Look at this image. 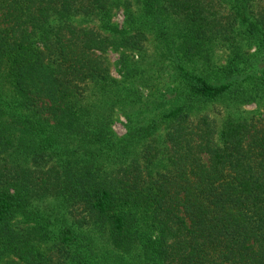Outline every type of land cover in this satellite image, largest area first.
Instances as JSON below:
<instances>
[{"label": "trees", "instance_id": "16d2710c", "mask_svg": "<svg viewBox=\"0 0 264 264\" xmlns=\"http://www.w3.org/2000/svg\"><path fill=\"white\" fill-rule=\"evenodd\" d=\"M258 54L264 0H0V264H264Z\"/></svg>", "mask_w": 264, "mask_h": 264}, {"label": "rangeland", "instance_id": "374dc122", "mask_svg": "<svg viewBox=\"0 0 264 264\" xmlns=\"http://www.w3.org/2000/svg\"><path fill=\"white\" fill-rule=\"evenodd\" d=\"M111 21L116 24L118 27H120L122 25V21H123V15H122V10L121 9H115L112 12L111 15ZM247 48L243 47L242 52L244 53V62L247 60L246 55L247 53L244 52L246 51ZM250 51H255V46L252 45L250 48ZM103 55L105 56V58L107 59L108 63H109V69L110 72L113 76L119 77L120 72L118 69V63H117V58L119 57V52L115 51V50H111L108 49L106 50ZM226 55L227 52L224 49H220L216 52H214V60L216 63L221 64L224 63L226 60ZM252 59V64L250 65L249 63L247 64V66H251L250 69H253L254 71H257L258 69H260L261 66L264 65V56H260L259 54L256 55H252L251 56ZM243 62V61H241ZM243 65V64H242ZM253 65H255L256 67H252ZM245 73V70L243 69L242 72H240L239 74H236L235 77L236 78H240L242 77V75ZM247 88L251 87L250 85L246 86ZM209 113L211 116L215 117V120L217 121V125L218 123H220V121L227 115L231 114V116L234 117H259L261 115H263L264 112V99L259 98V97H255L252 99H248V100H242L238 103L232 101L230 98L225 97L223 99H219L217 101H214L212 103L208 104L207 107ZM124 118L123 116L119 113L117 114L116 118L114 119L113 123H112V127L114 129V131L118 134L121 135L124 133L125 129H124Z\"/></svg>", "mask_w": 264, "mask_h": 264}]
</instances>
